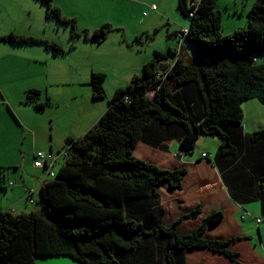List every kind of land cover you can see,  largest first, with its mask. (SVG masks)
Returning a JSON list of instances; mask_svg holds the SVG:
<instances>
[{"label": "trees", "instance_id": "obj_1", "mask_svg": "<svg viewBox=\"0 0 264 264\" xmlns=\"http://www.w3.org/2000/svg\"><path fill=\"white\" fill-rule=\"evenodd\" d=\"M40 1L48 18L71 27L72 50L82 36L101 44L114 30L107 22L93 31L80 29L79 18L65 15L54 0ZM218 1L178 0L191 21L175 33L179 49L156 51L140 74L116 90L95 125L80 137H68L57 171L59 157L35 153V162L40 152L52 155L41 166L51 178L36 200L35 191L26 190L38 210L0 212V264H36L52 257L80 264H188L196 249L241 264L231 245L243 235L215 194L200 188L203 180L220 175L240 204L264 206V127L245 132L243 126V103L258 99L264 105V0L254 1L248 24L227 33ZM0 40L45 44L54 55L66 54L57 40L29 33L12 31ZM184 49L192 56L186 58ZM103 71L91 73L97 101L107 93ZM41 93L33 88L26 100L44 111L51 97L38 102ZM202 135L221 140L214 157L205 152L194 167L164 168L155 161L160 151L169 152L170 141L180 145L178 160L194 154ZM7 168L0 167V189L15 186L5 181Z\"/></svg>", "mask_w": 264, "mask_h": 264}, {"label": "rangeland", "instance_id": "obj_2", "mask_svg": "<svg viewBox=\"0 0 264 264\" xmlns=\"http://www.w3.org/2000/svg\"><path fill=\"white\" fill-rule=\"evenodd\" d=\"M199 1L190 0L189 4L192 5ZM254 1H218L216 6L222 11L225 33L227 30L244 27V24H248V12ZM134 2H139L140 13L133 4ZM54 3L62 8L65 15L78 17L77 24L80 29L87 28L93 31L103 22H107L113 25L114 30L108 34L106 41L102 44L87 41L81 37L76 40L77 49L72 50L69 48L71 27H59L56 17L48 18L40 0H0V36L12 31L29 33L51 40L55 39L62 44L66 51V54L60 53L55 57L52 49H49L50 52L47 50L48 48L46 49L45 44H39L25 45L26 49H14L11 53L0 52V128L2 133L7 135L10 147L4 144L7 147L4 154H8L9 157L17 152L23 141V137L19 133L22 129L15 121L17 113L20 115L21 121L29 127L31 125L39 126L42 123L46 125L43 136L37 130L31 133L40 147L64 144L71 133L83 135L107 110L109 101L113 98L116 90L126 86L136 74H140L143 66L154 57L156 51L167 52L170 48L179 49L180 40L178 37H174L173 33L189 27L191 23L190 19L182 15L178 9V0H54ZM153 5L158 8L155 10L156 17H153L155 13L149 14ZM136 36L138 38L135 39ZM10 44L8 46H11ZM189 51L183 50V53L187 55L186 58L192 56ZM34 58H47L48 61L34 63ZM25 68L35 75L33 82L40 84L42 93L37 101H46L47 95L51 97V104L47 105L44 111L36 109L34 105L26 103L24 100L25 91L29 89L30 83H33L30 82L33 79L32 76L27 72L26 81L28 83L24 84ZM8 70H10V75ZM96 70H104L103 72L107 74L106 97L98 101L93 99L94 90L90 84L91 73ZM77 72H80L81 76ZM60 78H62L61 82L57 80ZM8 107L11 108L15 117L10 113ZM243 109L245 132H253L264 127V105L258 99L245 101ZM7 117L11 122L9 128L4 123ZM82 127L85 128L82 130ZM220 143L221 140L218 137L202 135L197 142L194 154L190 155L191 157L186 155L184 159L176 161L159 153L158 159L155 161L164 168H172L177 165V162L185 163L183 161L185 159H197L202 152L214 157ZM62 149L64 147L55 148L54 152L59 153V150ZM179 149L177 141L169 144L171 156H175ZM140 150L143 151V145ZM44 151L48 152L49 150ZM141 151L138 152V155L149 160ZM56 156L59 157V162L54 168L57 171L63 163L64 157L61 154ZM161 161L163 162L161 163ZM21 164L20 160L19 165L21 166ZM26 164L28 166L24 167L26 168L24 176L23 167L17 170L16 168L9 169L10 166H8L3 174L14 178L19 177V184H22L21 176H23L25 177L23 182L32 183L31 189L38 190V186L40 182L44 181V178L39 181L29 175L32 165L29 162ZM46 178L51 177L47 175ZM5 190L6 188L0 189V212L30 213L39 209L37 204L27 201L15 202L17 196L12 195V187H9V193H6L8 189ZM38 191L35 193V200L38 198ZM257 204L254 202L247 206H256L257 208ZM242 216L244 220L240 221L243 236H240V239L242 240L247 235V242L252 250L257 254L264 255V249L260 246L258 226L249 229L250 225L254 224L253 217H259L261 221L264 220V217L261 213L254 216L248 210L240 214L239 219H242ZM262 239L264 246V238L262 237ZM36 264L80 263L70 257H52L37 260Z\"/></svg>", "mask_w": 264, "mask_h": 264}, {"label": "crops", "instance_id": "obj_3", "mask_svg": "<svg viewBox=\"0 0 264 264\" xmlns=\"http://www.w3.org/2000/svg\"><path fill=\"white\" fill-rule=\"evenodd\" d=\"M133 4H135V7L137 8L138 12L140 13L139 9H140L141 6H140L139 2H134ZM152 13H155V12L154 11H150L149 14H152ZM154 16L156 17V13L153 14V17ZM173 36L176 37V34L173 33ZM82 37H84V36H82ZM136 38H138V36H136L135 39ZM86 40L90 41L88 39H86ZM5 42L6 41L0 40V52L7 51L8 53H11L12 51H14V49H26V48H24V46L26 44H12L11 43L10 44L11 46H8L9 43L7 44ZM91 42L97 43L96 41H91ZM98 44H100V43H98ZM18 45H20L21 47H19ZM75 46L76 47L74 49L76 50L77 49V45L75 44ZM47 48L48 47L46 46V49ZM49 49L50 48H48L47 50L50 51ZM38 51H40V50L38 49ZM56 56L57 55H55V57ZM33 61L35 63V62H47L48 60H47V58H34ZM76 71H77V69H76ZM27 72L28 71L25 68L24 69V74H26V77H25V83L24 84L28 83L26 81V79L28 78ZM28 73H30V71ZM8 74L10 75V70H8ZM78 74H79V76H81L80 72ZM30 76H32V78H33L30 82H33L34 79H35V75H33V72L30 73ZM61 79L62 78L57 79V80H59L61 82ZM90 81H91V78H90ZM36 87L40 89V84H38L37 82L30 83L29 89H27L25 91V95L27 96V91H29V90H31L33 88H36ZM24 100H25L26 103H28L27 100H26V97H25ZM2 101L4 102V99ZM8 110L14 116V113L12 112L10 107H8ZM15 121L20 126V128L22 129L21 132H19V133H21V136L23 137V138L22 137L21 138L23 139V141L21 142V147L18 148L17 152L13 153L9 157L8 154H4L5 150L7 149V147L4 144L9 146L8 140H7V135L3 134L2 130L0 128V143L2 142V144H0V167H6L7 168L8 166H10L9 169L16 168L17 170H19L20 168L23 167L22 168L23 169L22 173H23V176H24V173H25L24 170H26V168H24V167L28 166L26 163L29 162V164L32 165V168H31V170L29 172V175H32V177H35L39 181L41 179H43V178H44V181H46L47 180L46 177L48 175V169L41 168V167L38 168L37 166H35V153L37 151H41V150L42 151L49 150L47 153L55 154V156L58 155V154L62 155L63 149L59 150V153L54 152V150H55V148L65 147L66 142L64 144L59 145V146H57L55 144H50V145H48L49 147L48 146L45 147V148L44 147H40V146L37 145L38 141L36 140V138L31 133L34 130L35 131L37 130L38 133L43 136L44 131H45L44 127L46 125L44 123H42L39 126L31 125V127H29V126L25 125V122L21 121V117H20V115L18 113H17V117H15ZM4 123L7 125V128L10 127L11 122H10V119L8 120V117L6 118V121H4ZM84 128L85 127H82V130ZM90 128H88L87 131ZM70 136L80 137L82 135H75L74 133H71L68 137H70ZM67 138H66V141H67ZM172 142L173 141L168 142V145L171 144ZM180 151H181V148L178 150L176 155L181 154ZM160 153H163V155H166L168 158H172V159H174L176 161L178 160L175 156H171L169 154V152L160 151ZM203 153H205V152H202L201 155H203ZM191 156H192V154H191ZM246 156H248L247 152L242 154V158L243 159ZM185 157H186V155L183 156V159ZM56 158L58 159L57 156H56ZM197 159H195V160L194 159H189V160L185 159L183 161L186 164H189V166H191V167L193 166L194 167L195 163L197 162ZM20 160L22 162L21 166L19 165ZM58 162H59V159H58ZM178 164L180 165L179 162H177V165ZM174 165H175V163H174ZM27 170H29V169H27ZM1 175H3V174L1 173ZM23 176H21L22 184H19V181H18L19 177H15L14 178L12 176H7L6 179H5V181H7V182H10V181L15 182V186H13V188H12V195L17 196V200L15 202H18V201L30 202V200H28V198H27V194H26L27 191L26 190H32V191H35V193H36L39 190V188L42 185V183L44 182V181L40 182V184L38 186V190H33V189H31L33 187L32 183H27L25 181L23 182V179H25V177H23ZM198 179L199 178H197V180ZM203 182L205 184L202 185L200 190L201 191L210 190L211 193L215 194V197H217L218 200H219L218 202H220L222 207L229 213L230 217L232 216V223H233L234 229H235L236 232H239L240 235H242V226H241V221L240 220H244L243 216H242V219H239V215L240 214L245 213L248 210L251 213H253L254 216L258 215V213H261L262 216L264 217V206H263V204L261 202H257L258 203L257 204L258 205L257 208H256V206L255 207L254 206L249 207L247 205L240 204V201L237 198H234L233 191L231 190L229 185H227V183L225 181H223V178L220 175H218V177L215 180L214 179H212L211 181L203 180ZM215 189H216V191H214ZM218 191H221L223 193H219ZM7 192L9 193V188H8V191H6V193ZM252 203H254V202H252ZM252 203H247V204H252ZM253 218H254V224L250 225L249 229H254V228H256L258 226V231H259V234H260V238L259 239H260V242H261L260 246L264 249L263 239H262V237L264 238V220L262 219V221L258 222L257 219H261V218H259V217H253ZM230 228H232V227H229L228 230H230ZM251 237H252V234H251ZM247 239L248 238H244L243 237V239H242L243 241L241 239H239L238 241H236L235 243H233L231 245L232 249H234V250H236V251H238L240 253L239 261L241 262V264H264V255L257 254L255 251H253L251 246H250V244L247 242ZM257 245H259V244H257ZM188 264H235V263L231 259H229L227 256H225L224 254L216 253V252H213V251H210V250H206V249H196V250H191L189 252V254H188Z\"/></svg>", "mask_w": 264, "mask_h": 264}, {"label": "built area", "instance_id": "obj_4", "mask_svg": "<svg viewBox=\"0 0 264 264\" xmlns=\"http://www.w3.org/2000/svg\"><path fill=\"white\" fill-rule=\"evenodd\" d=\"M153 8L155 9L156 6H153ZM38 155H39V158L36 160L35 165L40 166V167L43 166L44 164H47L46 161L48 159L52 158V155H47L44 152H40ZM51 163H53V162H51ZM51 163H48V164L50 165ZM52 174H54V173L52 172Z\"/></svg>", "mask_w": 264, "mask_h": 264}, {"label": "clouds", "instance_id": "obj_5", "mask_svg": "<svg viewBox=\"0 0 264 264\" xmlns=\"http://www.w3.org/2000/svg\"><path fill=\"white\" fill-rule=\"evenodd\" d=\"M52 172H53V171H52ZM257 221H258V222H260V221H261V219H257Z\"/></svg>", "mask_w": 264, "mask_h": 264}]
</instances>
